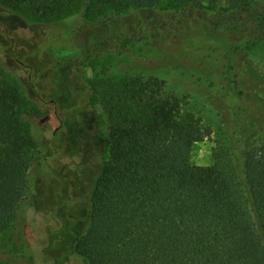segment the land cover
Segmentation results:
<instances>
[{
  "label": "rangeland",
  "instance_id": "374dc122",
  "mask_svg": "<svg viewBox=\"0 0 264 264\" xmlns=\"http://www.w3.org/2000/svg\"><path fill=\"white\" fill-rule=\"evenodd\" d=\"M230 2L181 7L163 0L159 8L124 11L101 24L78 14L40 22L27 9L0 4V61L20 87L23 121L42 134L32 188L0 237V264H83L67 243L72 218L86 222L101 159L108 157V116L82 93L98 76H155L186 97L185 109L213 129L194 145L193 165H212L215 152L230 146L264 142V25L254 8L234 12ZM53 136L52 149L63 153L52 157ZM64 200L70 215L59 206Z\"/></svg>",
  "mask_w": 264,
  "mask_h": 264
},
{
  "label": "trees",
  "instance_id": "16d2710c",
  "mask_svg": "<svg viewBox=\"0 0 264 264\" xmlns=\"http://www.w3.org/2000/svg\"><path fill=\"white\" fill-rule=\"evenodd\" d=\"M167 1L181 7L196 4ZM263 2L231 0L230 11L255 9L264 25ZM162 3L0 0L4 7L29 10L40 22L78 14L93 24ZM84 92L108 116V157L101 159L86 222L76 224L72 218L70 253L83 264H264V142L246 150L230 146L215 152L212 165H193L194 145L210 139L213 129L185 109L187 98L169 92L165 80L98 76ZM23 102L18 83L9 79L0 61V237L32 188L42 148L41 132L22 119ZM52 139L53 157L63 150L54 151ZM43 150L45 161L48 150ZM83 162L77 165L79 179ZM59 206L70 215L69 201Z\"/></svg>",
  "mask_w": 264,
  "mask_h": 264
},
{
  "label": "flooded vegetation",
  "instance_id": "af4514ba",
  "mask_svg": "<svg viewBox=\"0 0 264 264\" xmlns=\"http://www.w3.org/2000/svg\"><path fill=\"white\" fill-rule=\"evenodd\" d=\"M85 87V86H84ZM84 92V89L82 90V93ZM85 93V92H84ZM62 124H63V121H62ZM60 130V128L58 127V128H56V132H55V134H54V136H56V134L58 133V131Z\"/></svg>",
  "mask_w": 264,
  "mask_h": 264
}]
</instances>
